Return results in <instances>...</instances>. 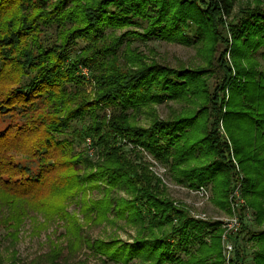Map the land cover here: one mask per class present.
I'll list each match as a JSON object with an SVG mask.
<instances>
[{
  "label": "trees",
  "instance_id": "obj_1",
  "mask_svg": "<svg viewBox=\"0 0 264 264\" xmlns=\"http://www.w3.org/2000/svg\"><path fill=\"white\" fill-rule=\"evenodd\" d=\"M231 1L0 0V228L6 234L16 239L24 220L35 213L42 216L38 226L56 218L75 242L80 240L77 217L66 204L79 192L100 189L94 181L98 178L106 182L102 196L82 197L79 210L86 221L90 214L100 221H107L106 214L122 217L128 209V222L139 224V234L148 233L134 242L124 260L152 241H164L153 239L152 232L168 225L164 237L181 240L166 241L153 264H222L217 222L194 220L176 209L157 178L122 146L130 141L143 146L168 165L180 183L211 182L212 201L222 207L235 174L232 155L243 173L242 194L255 215L264 214V66L254 57L264 45V5L256 1L230 21L231 65L225 57L228 39L218 29ZM173 6L176 10L170 13ZM50 27L54 36H45ZM119 29L123 31L116 35ZM190 30L193 37H207V64L216 59L219 74L211 89L201 80L211 69L171 68L144 57L132 45L133 40L151 38L188 45ZM78 40L83 43L72 54ZM219 44L223 48L215 57ZM80 67L87 68L86 74L78 72ZM88 76L95 83V101L111 109L108 119L84 98L82 83ZM167 101L178 107L163 119L152 106ZM144 112L150 117L148 127L132 122ZM84 114L88 122L73 132L83 143L91 138V156L86 147L73 152L72 140L64 137L71 121ZM220 121L225 135L219 131ZM99 153L105 162L91 163L88 156ZM208 156L210 161L201 166L186 165ZM91 164L97 166L95 171L80 173ZM122 190L131 196L118 195ZM174 219L176 226L171 225ZM189 227L197 232L210 227L214 234L210 244L201 234H192L196 253L182 259L173 250L186 249L180 242H188ZM252 236L259 247L246 264H264V229ZM156 245L148 248L149 254L154 255ZM242 262L235 251L230 264Z\"/></svg>",
  "mask_w": 264,
  "mask_h": 264
},
{
  "label": "rangeland",
  "instance_id": "obj_2",
  "mask_svg": "<svg viewBox=\"0 0 264 264\" xmlns=\"http://www.w3.org/2000/svg\"><path fill=\"white\" fill-rule=\"evenodd\" d=\"M204 1L207 2V0ZM256 1H260L262 2V5H264V0H232L230 13L228 15H221L220 17L222 21L219 24L218 29L221 32L222 36H226V38L228 39V46L225 57L231 65L232 55L230 48L232 45V41L229 23L236 17L237 14H239L242 8L250 5L252 6ZM14 10H16V8H11V11ZM175 10L176 6H173L170 9V13L175 12ZM122 31L123 29H119L115 32V34L118 35ZM106 32H108V30ZM53 33L54 30L51 27L50 29L44 31L45 36H48L49 34L51 36H54ZM187 34L189 36H192L190 44L188 45L153 38L147 41L133 40L132 45L135 46L144 57L149 59L152 58L161 64H166L171 68L186 67L193 69L202 68L205 70L211 69L210 74L207 73L201 78V80L204 79L209 82V84L211 85V89L212 85L215 84L214 81L219 74V70L216 67L217 62L215 58L213 59V63L211 65L207 64V60L209 59V57H211L208 53L205 54V52H207V47L209 46L207 37L204 35L193 37V32L191 30L188 31ZM82 43V41L78 40L77 44L72 47L70 52L73 54L78 50ZM222 48L223 47L220 44L216 47L215 57ZM254 57L257 59L261 66H264V45L259 47V49L254 54ZM82 68L84 67H80V70L78 72H82L85 74V70H87V68L85 67L84 71H81ZM83 79L82 89H84V98L87 99L88 102L93 101V103L97 106L94 108L95 112H97V114L99 113L102 118L108 119L107 116L110 115L111 109L109 107L101 106L100 102L95 101L94 80H92L89 76ZM218 83L219 81H217V84ZM224 92L226 97L224 99V102H226L228 95L226 88L224 89ZM176 107L178 106L173 101H167L152 106L158 117L163 119L168 116V113L172 108ZM85 111H87V109ZM83 116V118L72 120L70 123L71 130L65 132L64 134V137L72 140L73 152L75 153L83 150L85 147L83 140H81L78 136H76L77 134L73 132V129H80L88 122V118L86 117L87 114H84ZM149 118V115L144 112L138 114L136 117V121L132 122L148 127ZM1 126L2 124L0 123V127ZM219 131L225 135L221 121L219 124ZM114 136L115 139L118 140L116 134ZM226 140L230 146V142L228 141V139ZM122 147L129 155V157L133 158L135 163L141 165V167L143 166L149 172V174L157 178V181L160 183H158V185H160L159 187L163 189V193L165 192L164 195L169 197L172 205L176 209L183 210L187 217L194 220L213 222L215 220V217L227 215V203L222 207L212 201L213 194L211 182H207L211 193L209 198L204 203V205L195 207L193 203L197 200V197L189 192V188H193L195 186H189L187 182H184L182 184H186V187L189 188L187 189L184 185L182 187L179 184L180 182L173 179L171 170L169 169L168 165L156 159L151 153H149V151L145 150L143 146L130 141ZM16 156L19 157L21 155L18 154ZM89 156L88 158L92 160L91 163L96 162V165L97 162H105L103 159V155H101L100 153L97 154L96 157L93 156V158ZM232 157L233 156L231 155V162H233ZM210 159L211 158L209 156L201 159H195L193 161H189L186 165L201 166L210 161ZM91 165L92 166L88 168L80 169V173L85 174L89 171H95L97 166L93 164ZM162 166H164L165 168L163 171V175L165 177V180L167 181L166 185L162 181H160V179L154 172L155 170L156 172L161 173V171H159V168ZM77 167L79 166L77 165ZM241 174L243 175L242 172ZM94 181L99 184L100 189H86L84 193L79 192L73 198H71V201L69 200L66 204L67 210L77 217L78 224L80 225L81 230V235H79L80 240L78 239L77 235L75 237L78 239V241L75 242L74 235L71 234V236H69V234L65 232L62 220L52 218L48 219L46 221V224H40L41 226H38L37 224L42 222V216L39 214L34 213V215L31 213L30 215L32 217H27L24 220L16 239H14L15 237H13L12 239V237L6 234V230L0 228V264H10L9 260L11 259L16 260L15 262L17 264H153L155 257H157V252L159 251V249L163 246H167L164 245L166 241L173 244L180 238L174 235L164 237L166 231L169 230L168 225L163 227L161 230L154 229V231L152 232V236L154 237L153 239L156 240V237L159 236V238H164L161 239L164 241H152L151 243H148L147 245L142 247L139 252L134 254L132 253V257L130 259H128L127 261L124 260V255L128 250L133 248L132 245L134 244V242H136L138 238H144L145 235L148 236V233L147 231H143L139 234V224L128 222V220L126 219V216H129L128 209H126L122 217H115L113 214H106V217H108L107 221H104L103 219V221H100L96 220L95 215L90 214L91 218L86 221L83 213L79 210L82 203V197L85 198V200H94L96 198H99L103 193L101 187L106 186V182L103 179L100 180L97 178V180ZM117 194L126 198H129L131 196V194H127L125 190L118 191ZM243 197L248 206L250 218L242 227L243 229L237 236L235 242L234 239L232 241V244L234 245L232 259L234 258V252L238 251L241 254V258L243 257V262L241 264H246L252 262L254 251L259 247V242L254 239V236L252 235L264 229V214L255 215L254 210L247 202L248 199L244 195ZM198 212L205 213L206 218L195 216L194 213L196 214ZM171 221L172 226H176L178 224V220L175 222L173 220ZM215 228H218L220 230V247L222 251L221 225L217 222V227ZM188 229L190 231L188 242H180L182 248L186 249L180 251L173 250L174 256L177 255L182 259L190 258V256L196 253L194 251V239L190 237L192 236V234H201L202 240H204L207 244L211 243V235L214 234L213 230H211L210 227L204 228L200 232H197V230L192 227H189ZM180 240L181 239H179L178 241ZM79 241L80 244L78 243ZM155 244H157V249L154 252V255H151L148 253V248H152V246H154ZM95 245L102 246L103 249H106L107 254H113V256L115 255V257L119 259L115 260L111 259L110 256V258L106 257V254L97 249ZM172 247H174V245H172ZM162 264L176 263L165 261ZM222 264H226V262L222 260Z\"/></svg>",
  "mask_w": 264,
  "mask_h": 264
},
{
  "label": "built area",
  "instance_id": "obj_3",
  "mask_svg": "<svg viewBox=\"0 0 264 264\" xmlns=\"http://www.w3.org/2000/svg\"><path fill=\"white\" fill-rule=\"evenodd\" d=\"M84 71V68L81 69ZM82 73V72H81ZM84 74V73H82ZM86 74V70H85ZM84 145L87 149V154L92 155L95 151V146L90 137L84 138ZM233 163L235 165V174L232 179L231 188L228 192L227 196V207L228 212L227 215L215 217L214 221H217L221 225V242H222V258L226 264L230 263L232 259L233 252V244L232 241L239 230L245 225L246 221L250 218V213L248 210V206L245 202V199L242 194V183L241 176L242 174L239 172L238 165L235 159L232 157ZM155 163V162H154ZM164 166L159 168L161 173H158L154 170L156 176L162 181L165 185L167 181L163 175ZM182 187L183 185L186 187V184L179 183ZM177 187V186H174ZM187 189L189 187H186ZM189 192L197 197V200L194 201V206L199 207L204 205L207 199L210 196V188L207 184H200L193 188H189ZM195 216L205 217V213L198 212L194 213ZM175 221V219H174Z\"/></svg>",
  "mask_w": 264,
  "mask_h": 264
}]
</instances>
